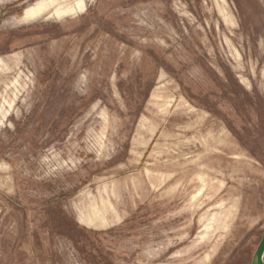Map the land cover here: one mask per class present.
I'll return each instance as SVG.
<instances>
[{
  "label": "rangeland",
  "instance_id": "1",
  "mask_svg": "<svg viewBox=\"0 0 264 264\" xmlns=\"http://www.w3.org/2000/svg\"><path fill=\"white\" fill-rule=\"evenodd\" d=\"M40 1L0 0V264H86L58 205L112 264H251L264 0Z\"/></svg>",
  "mask_w": 264,
  "mask_h": 264
},
{
  "label": "trees",
  "instance_id": "2",
  "mask_svg": "<svg viewBox=\"0 0 264 264\" xmlns=\"http://www.w3.org/2000/svg\"><path fill=\"white\" fill-rule=\"evenodd\" d=\"M231 81L233 88H229V91L228 86H225V83L222 82V79L218 78L217 76V82L224 91L234 94H241L244 92L241 85L238 84V82H236L232 76ZM255 94L257 95L256 97L258 102L260 104L264 103V99L256 90ZM244 95L249 98L248 92H246ZM48 204H51V201H49ZM46 212L49 218L45 226L48 227L52 233L69 238L78 250L81 259L86 264H112V262L108 259L106 250L104 246H102V243L99 244L90 241L91 237H96L99 235L98 232L90 231L80 226L71 216L65 212V210H63L61 205H58L57 208L49 206Z\"/></svg>",
  "mask_w": 264,
  "mask_h": 264
},
{
  "label": "bare ground",
  "instance_id": "3",
  "mask_svg": "<svg viewBox=\"0 0 264 264\" xmlns=\"http://www.w3.org/2000/svg\"><path fill=\"white\" fill-rule=\"evenodd\" d=\"M54 2H55L54 0H50V1H40L36 3L35 5L27 8L24 11V18L29 20V19H33V18L41 16L49 7H51L54 4ZM82 8H83V1L77 0L75 2H69L64 5H60L59 7L55 9L53 15H56L57 17L67 16V15L76 13ZM105 204H106V201L103 202L104 206ZM104 219L107 220L105 216H104Z\"/></svg>",
  "mask_w": 264,
  "mask_h": 264
},
{
  "label": "water",
  "instance_id": "4",
  "mask_svg": "<svg viewBox=\"0 0 264 264\" xmlns=\"http://www.w3.org/2000/svg\"><path fill=\"white\" fill-rule=\"evenodd\" d=\"M251 264H264V232L254 251Z\"/></svg>",
  "mask_w": 264,
  "mask_h": 264
}]
</instances>
